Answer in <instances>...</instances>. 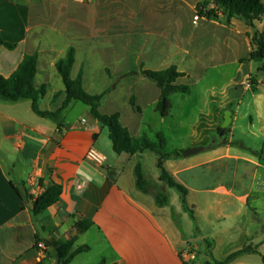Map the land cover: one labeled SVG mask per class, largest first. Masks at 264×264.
Wrapping results in <instances>:
<instances>
[{
    "label": "crops",
    "instance_id": "0c3cea01",
    "mask_svg": "<svg viewBox=\"0 0 264 264\" xmlns=\"http://www.w3.org/2000/svg\"><path fill=\"white\" fill-rule=\"evenodd\" d=\"M204 1L207 0H0V33L7 42L17 44L14 50L0 47V75L10 77L26 56L36 54L35 87L46 85L40 109L56 112L67 97L56 63L72 47L76 53L72 78L82 72L84 89L93 95L111 89L100 111L119 113L122 125L133 137L149 138L144 107L151 105L156 111L159 87L142 75L135 76L125 99L130 113L124 114L114 107L119 101L118 88L94 92L93 80L102 78L98 75L130 73V65L136 72L176 65L179 72L187 75L178 83L186 84L203 79L215 65L240 64L251 51L246 35L251 29L238 18L229 25L223 13L219 21L196 19V15L191 19L193 6ZM255 27L262 31L264 18L255 22ZM239 47L246 50L238 58L235 49ZM252 66L250 61L240 64L238 74L246 71L244 76L237 75L231 81L246 83L245 77L253 73ZM91 74L97 75L91 78ZM234 90L232 82L224 88L221 107L232 105ZM57 94L60 96L55 99ZM76 103L79 102L67 109ZM67 109L61 115L64 126L59 132L57 123L33 112L30 100L15 104L0 100V264H64L58 249L71 240V252L81 246H89L90 250L77 255L70 264H197L192 261L195 254H188L187 248L196 246L203 237L211 241L209 249H213L216 238L204 235L196 216L203 210L198 202L190 201L191 194H208L212 206L218 208L219 197L224 201L236 199L248 207L254 187L239 196L234 185L203 186V182L215 170L225 172V167H213L222 161L234 164L236 177L240 167L244 169L241 177L246 175L245 168L247 175L253 167L255 171L264 170L258 154L253 153L258 150L245 145L215 146L189 158L181 155L167 159V171L189 191L193 219L180 193L159 181L156 156L149 152L117 155L109 129L93 118L89 107L87 117L74 122L67 121ZM234 121L232 113V124ZM168 144L169 151H184L171 149ZM91 148L104 155L102 166L86 161ZM139 163L147 180L166 186L168 204L159 206L153 194L137 188L135 168ZM255 179L256 175L253 182ZM55 184L63 189L60 200L39 216L31 213L30 201L24 206L15 190H27L38 197ZM84 219L91 220L94 226L78 233L76 225Z\"/></svg>",
    "mask_w": 264,
    "mask_h": 264
},
{
    "label": "rangeland",
    "instance_id": "374dc122",
    "mask_svg": "<svg viewBox=\"0 0 264 264\" xmlns=\"http://www.w3.org/2000/svg\"><path fill=\"white\" fill-rule=\"evenodd\" d=\"M195 14V10H193L191 19ZM250 33L253 34L254 30L251 29ZM245 50L243 47L235 49L236 57L242 56ZM239 67V63L215 65L208 70L203 79L187 81L186 84L190 86L191 92L187 95L174 94L171 96L172 110L167 118H162L151 105L145 106L144 119L148 123L147 134L150 140L155 142L156 133L159 132L167 138L169 148L184 149V151L196 145L207 149L215 146L243 147L245 145L258 150L253 153L258 154L256 157L264 165V150H262L264 142L262 131L264 126V60L253 62L252 66L251 76L257 79L258 84L260 82L257 91L254 90L250 80L251 76L245 77V82L251 86L250 88H247L246 83L241 84V80L237 83L231 81L237 75H240V78L244 76L246 71L241 70V74H238ZM134 68L130 65L129 72L138 71ZM130 73L111 76L98 75L102 78L93 80L94 85L91 90L100 92L111 87L118 88L119 101L114 107L124 114L130 113V107L125 102L135 77ZM96 75L88 76L94 78ZM231 82L232 85H235L236 98L231 102L232 105L223 104L221 107L222 91ZM85 111H88V107L83 103L74 104L65 112L67 121L74 122L81 116L87 117ZM228 112L233 113L235 121L226 128L228 134L221 136L219 129L224 125ZM150 155L157 157L154 153ZM213 167H225L226 169L224 173H217L215 170L211 175L208 174L203 186L224 184L231 187L234 185L236 194L239 196L252 187L256 191L252 192L248 207L236 199L224 201L222 197H219L218 200L221 203L218 208L212 206V199L208 194L200 192L191 194L190 201L198 202L203 210L196 215L198 223L202 227L204 235L216 238V245L213 249H209L212 247L211 241H205L203 237H200L196 244L199 247L189 246L187 253L195 254L196 259L192 261L197 264L223 261L229 254L248 245L257 247L264 254V170L255 171L253 167L251 174L247 175V169L244 167L246 175L241 177L244 169L240 167L236 177L234 164L231 162L222 161L214 164ZM255 175L256 179L253 182ZM197 186L201 187L202 185L197 184ZM165 189L166 186L153 183L154 193H165ZM228 202L230 205L226 204ZM232 264L264 263L260 256L246 254Z\"/></svg>",
    "mask_w": 264,
    "mask_h": 264
},
{
    "label": "trees",
    "instance_id": "16d2710c",
    "mask_svg": "<svg viewBox=\"0 0 264 264\" xmlns=\"http://www.w3.org/2000/svg\"><path fill=\"white\" fill-rule=\"evenodd\" d=\"M198 11L200 18H206L210 21H219L220 13L227 17V23L230 25L234 18L245 21L250 29L254 30L251 34L247 32V37L250 39L251 51L248 58L241 59L240 64L250 62H260L264 60V29L257 31L255 22H260L264 18V2L262 0H207L198 3ZM0 47H5L14 50L17 44L7 42L0 33ZM75 49L69 48L65 58L60 59L56 63L57 71L62 77L63 83L66 87L67 97L62 107L56 112L42 111L40 103L46 95V85L40 88L35 87V77L38 67V56L28 55L24 58L18 69L8 78L0 75V100L6 103L15 104L23 100H30L32 102L33 112L39 117L51 120L58 124L59 132H62L63 122L61 115L73 102H81L90 108L91 115L94 119L100 121L109 129L110 139L112 141L113 150L117 155L127 154L134 156L145 152H151L157 155V167L161 174L159 181L165 183L169 188L176 189L182 199L183 206L194 219V211L188 205L189 191L182 184L178 183L173 176L165 168V161L174 156H181L183 151H169L167 148V138L162 134H157V142L151 141L147 136L133 137L128 128L121 123V115L103 114L100 111L102 102L111 89L102 94H90L86 92L83 86V73L80 72L77 78L73 79L71 71L75 64ZM133 76L142 75L152 82H154L161 90L160 100L156 107V112L163 118L170 116L172 110L171 96L174 94L187 95L191 92V88L187 84H179L181 78L186 77V73L179 72L176 65H172L165 70L153 71L144 70L141 68L140 72L130 73ZM130 76V75H126ZM125 76V77H126ZM252 85L256 87L258 81L255 77H250ZM60 94H57V99ZM131 104L135 105L134 97L131 98ZM221 136H226L228 130L219 129ZM112 172L110 174L112 175ZM135 175L137 181V188L146 193L153 194L159 206H164L169 202V196L166 193H154L152 190L153 183L147 180L145 171L141 163L135 168ZM42 180L39 184L41 185ZM15 190L24 206L26 207L30 200L33 201V208L31 213L34 216H39L44 213L51 206L59 202L62 194V186L53 185L46 189L41 195L35 197L27 190H20L15 187ZM94 226L91 220L84 219L77 223L76 229L78 233H85ZM37 243L40 242L37 238ZM74 242L71 240L58 249L61 259H64V264L70 262L79 254L88 252L89 246H81L71 252ZM246 254H255L261 257L264 263V254H262L257 247L248 245L236 252L231 253L223 261H216L214 263L206 262L205 264H230ZM99 264H106L102 261Z\"/></svg>",
    "mask_w": 264,
    "mask_h": 264
},
{
    "label": "built area",
    "instance_id": "2783aa9c",
    "mask_svg": "<svg viewBox=\"0 0 264 264\" xmlns=\"http://www.w3.org/2000/svg\"><path fill=\"white\" fill-rule=\"evenodd\" d=\"M197 6H198V4L193 6L195 13H196L195 14L196 19H198L200 17ZM241 84H245V83L242 82ZM246 84H247V87L249 88L250 85L248 83H246ZM83 122H85V120H83ZM85 159H86V161L93 163V164H96V165H99V166H102L106 160L104 155H102L99 151H97L94 148L89 149V151L86 153Z\"/></svg>",
    "mask_w": 264,
    "mask_h": 264
},
{
    "label": "water",
    "instance_id": "95a60500",
    "mask_svg": "<svg viewBox=\"0 0 264 264\" xmlns=\"http://www.w3.org/2000/svg\"><path fill=\"white\" fill-rule=\"evenodd\" d=\"M231 123H232V114H231V112H228L226 117H225L224 125L222 126V129H226L227 127H229V125ZM205 150H206L205 147H192V148H189V149L183 151L182 156L184 158H189V157L198 155V154L204 152ZM30 206H31V208H33V201L32 200H30Z\"/></svg>",
    "mask_w": 264,
    "mask_h": 264
}]
</instances>
